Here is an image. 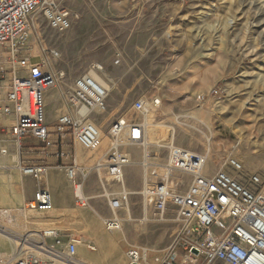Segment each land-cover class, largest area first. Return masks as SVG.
Returning <instances> with one entry per match:
<instances>
[{
  "label": "rangeland",
  "instance_id": "obj_1",
  "mask_svg": "<svg viewBox=\"0 0 264 264\" xmlns=\"http://www.w3.org/2000/svg\"><path fill=\"white\" fill-rule=\"evenodd\" d=\"M60 4L72 14L71 27L58 32L37 11L25 50L41 55L64 74L59 85L49 90L54 97L45 95L49 125L63 111V96L72 81L94 62L102 65L98 75L108 88L106 109L96 114L101 145L103 139L110 142L108 130L117 118L135 115L134 101L159 99L147 115L152 117L149 125L140 116L145 143L124 147L131 161L123 174L129 194L118 213L120 229H106L98 212L106 214L107 208L98 203L92 210L73 203L69 218L78 224L66 225L59 219L61 224L53 227L83 241L76 258L98 254L110 264L121 255L126 263L129 246L162 250L171 244L179 229L175 206L167 202L165 213L159 215L151 199L141 193L145 181L148 184L162 176L171 143L207 154L209 173L220 169L228 156L237 159L245 174L260 176L264 192V0H60ZM51 50L59 56L52 57ZM214 87L223 90L220 97L196 101L197 95ZM66 145L70 150L72 144ZM108 147L95 151L80 147L81 164L96 162ZM146 169L147 180L143 177ZM22 176L17 168H0V222L24 234L26 249L49 226L35 227L43 223L38 221L39 211H23L21 193L16 190ZM171 178L180 182L179 192L191 180L179 172ZM5 198L12 199L13 205L2 203ZM19 210L27 215V220H18L19 224L24 221L25 228L14 221ZM102 236L109 248L106 244L99 248L96 239Z\"/></svg>",
  "mask_w": 264,
  "mask_h": 264
},
{
  "label": "built area",
  "instance_id": "obj_2",
  "mask_svg": "<svg viewBox=\"0 0 264 264\" xmlns=\"http://www.w3.org/2000/svg\"><path fill=\"white\" fill-rule=\"evenodd\" d=\"M37 11L58 32L72 25V14L61 6L60 0H0V88L6 89L0 105V134L9 129L17 147L26 136L44 143L51 133L59 137L69 135L85 150L95 151L101 141L96 114L106 109L107 89L98 75L103 67L94 62L72 81L63 96V111L58 113L51 130L46 120L45 94L59 85L64 74L56 72L39 54V60L33 62L25 51L32 16ZM51 54L54 58L59 56L54 50ZM222 93V89L214 87L207 94L197 95L196 101L205 103ZM158 104V98L134 101L135 115L121 116L111 124L110 145L92 166L101 186L100 196L110 211V216L102 219L107 230L119 228L122 220L118 213L127 204L129 193L124 189L123 174L131 155L124 147L143 143L144 124L140 116L144 118ZM8 117L12 118L9 128L2 123ZM7 153L0 140V155ZM207 165L205 153L172 143L167 146L162 176L144 184L141 193L151 199L159 215L165 213L167 202H171L179 229L171 244L162 250L129 246L126 264H264V192L260 176L245 174L242 164L230 156L214 173H209ZM16 168L36 180L45 170L39 164L18 163ZM78 169L75 160L64 167L66 177L73 183L74 203L79 208H91L82 182L76 181ZM174 172L191 177L183 192L177 190L180 182L171 178ZM85 177L82 174V181ZM109 182L116 187L110 188ZM24 207L50 211L53 202L48 188L38 184ZM80 242L75 234L49 227L39 232L37 242H28L32 248L19 244L16 253L20 255H12L0 264H80L75 260ZM87 247L94 250L90 244Z\"/></svg>",
  "mask_w": 264,
  "mask_h": 264
},
{
  "label": "crops",
  "instance_id": "obj_3",
  "mask_svg": "<svg viewBox=\"0 0 264 264\" xmlns=\"http://www.w3.org/2000/svg\"><path fill=\"white\" fill-rule=\"evenodd\" d=\"M30 55L32 56V60L33 58H37L36 57L37 54H30ZM5 91H6L5 88H0V105L4 102ZM45 95L49 96V98L54 97L53 93L49 94V90L46 92ZM11 122H12L11 117H8L2 121V123L5 124L7 128H9ZM49 124L50 123H48V125ZM49 126L50 129L52 130L53 125L52 126L49 125ZM0 140L2 141V145L8 149V153L3 156L1 155L2 157H0V168L13 170L17 166L14 164H18V163L28 164V165L39 164L45 166V170L39 180H36L31 176L24 175L22 176V179H19V182L16 185V190L20 191L21 193V201L23 204L24 202H27L32 199L33 193L38 184L47 187L51 193L53 209H51L49 212L38 213L40 215L38 221H41L43 223L40 224L37 222L35 227H39V226L55 227L61 224V221H58L59 219L62 220L63 223L66 225L78 224L77 220L69 218V212L72 204L74 203V189H73V183L70 182V180L66 177L64 172V167L71 165L73 160H75L79 168L78 169L79 173L77 175L76 181L82 182V190L84 194L90 198L91 208H82V209L92 210L93 208H97L96 204L98 203V204H102L107 208V213L99 214L98 212V217L102 220L103 218H108L110 216L109 209L106 205L105 199L102 196H100L101 186L99 183V179H97L95 172L91 170L95 162L92 164H81L80 158L83 159L82 154L80 152L81 146L76 142H74L69 135L59 137L58 135L51 133L48 140L44 143L38 141L33 137L26 136L20 140V146L16 147L14 145L15 140L13 139V136L10 134L8 129L0 134ZM68 141L72 144L70 150L66 145ZM109 145L110 142L107 143L106 139L105 140L103 139V143L100 146V148ZM103 154H101L98 157V160L101 158ZM147 173L148 172L146 169L145 174L143 176L145 180H147ZM82 174L86 175L83 181H82ZM65 178L69 181V184H66ZM0 184L2 183L0 182ZM109 186L110 188L116 187L115 184L113 183L111 184V182H109ZM97 194L98 196H96ZM12 202H14L12 199L10 200L6 198L2 199V203L6 205H13ZM51 215L54 217L53 218L49 217ZM55 218L57 220H55ZM60 231L64 234H70L68 230H60ZM96 240L97 243H99L100 249H102L104 244H106V246L108 245V243H106V240L104 239L103 236L99 237V239ZM107 247L109 248V246ZM100 256L101 255L98 256V254H96L95 257L88 255L84 259H86V261L90 262L91 264H98V263L109 264L107 261H105V259H103V257ZM110 264H126V263L121 257V255H118L117 260L113 261Z\"/></svg>",
  "mask_w": 264,
  "mask_h": 264
},
{
  "label": "bare ground",
  "instance_id": "obj_4",
  "mask_svg": "<svg viewBox=\"0 0 264 264\" xmlns=\"http://www.w3.org/2000/svg\"><path fill=\"white\" fill-rule=\"evenodd\" d=\"M33 22V21H32ZM35 25V24H34ZM104 86L106 87V89H108L107 88V85L106 84H104ZM151 114V113H150ZM149 115V114H148ZM146 117V119H145V124L146 125H149L150 123H151V120L152 119H150V118H152V117H150V116H145ZM144 117V118H145ZM150 117V118H149ZM147 118H149V121L147 120ZM147 120V121H146ZM100 134H101V132H100ZM101 138H102V135H101ZM143 143H145V141H143ZM142 143V144H143ZM100 145H101V141H100ZM100 147V146H99ZM127 192V191H126ZM23 211L24 212H26V213H31V212H36V211H32V210H28V209H26L25 207H24V204H23ZM24 212H22V211H17V213H15L13 216H14V221L16 222V224H18L17 225V227H19V228H25V226H24V221L22 222V223H20L19 224V218L22 220H27V215L26 214H24ZM47 212H49V211H47ZM36 213H40V212H36ZM41 213H43V212H41ZM148 219L146 218V221H147ZM4 224H6V222L4 223H2V222H0V262H4V261H6L10 256H14V255H20V253H16V247H17V245H19V244H23V242L24 241H26V239H25V237H24V234H21V233H19V232H16V231H14V230H12V229H10L9 227H7L6 225H4ZM7 225H9L8 223H7ZM11 225V224H10ZM10 227H12V226H10ZM15 227V226H14ZM53 228V227H52ZM46 229V228H45ZM120 229V228H119ZM42 230H44V229H42ZM118 230V229H117ZM32 232H36V231H32ZM122 232V231H121ZM119 235L120 234H117V237H119ZM123 235V234H122ZM36 236V238H37V240H38V237H39V234H37V235H35ZM30 238V237H29ZM28 238V239H29ZM122 238V237H121ZM32 239V238H31ZM118 239V238H117ZM5 240V241H4ZM32 241V240H31ZM35 242H37V241H35ZM83 244V241L81 240V242H80V244H78V245H82ZM15 245V246H14ZM15 247V248H14ZM91 255V254H90ZM75 260L78 262V263H80V264H91L90 262H88V261H86V260H83L82 258L81 259H78V257L76 258L75 257ZM93 261V260H92ZM58 264H65V263H63V262H60V263H58ZM100 264V263H99Z\"/></svg>",
  "mask_w": 264,
  "mask_h": 264
},
{
  "label": "water",
  "instance_id": "obj_5",
  "mask_svg": "<svg viewBox=\"0 0 264 264\" xmlns=\"http://www.w3.org/2000/svg\"><path fill=\"white\" fill-rule=\"evenodd\" d=\"M133 264H136V263H133Z\"/></svg>",
  "mask_w": 264,
  "mask_h": 264
}]
</instances>
